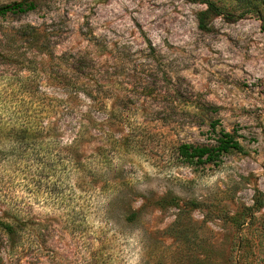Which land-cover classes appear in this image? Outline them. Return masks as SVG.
Here are the masks:
<instances>
[{
	"label": "rangeland",
	"instance_id": "rangeland-1",
	"mask_svg": "<svg viewBox=\"0 0 264 264\" xmlns=\"http://www.w3.org/2000/svg\"><path fill=\"white\" fill-rule=\"evenodd\" d=\"M20 1L34 8L0 16V215L47 228L14 259L0 237V264H264V27L240 14L247 4L211 0L235 19L201 0L0 6ZM77 77L89 98L61 93ZM17 107L58 136L27 150L9 142ZM84 120L90 135L77 147ZM219 129L243 150L215 164L177 159V145L214 144Z\"/></svg>",
	"mask_w": 264,
	"mask_h": 264
},
{
	"label": "trees",
	"instance_id": "trees-1",
	"mask_svg": "<svg viewBox=\"0 0 264 264\" xmlns=\"http://www.w3.org/2000/svg\"><path fill=\"white\" fill-rule=\"evenodd\" d=\"M201 1L206 4L207 11L213 14L223 15L227 19H235L239 17V15L227 11L211 0ZM237 1H244L247 4V6L242 9L240 14L249 12L255 13L257 18L261 21V26L264 27V0ZM33 8L34 4L32 1L14 2L10 5L0 6V16H4L8 12H23L31 10ZM61 93H63L66 98L74 96L78 101L80 100V98L78 97L79 94H82L84 97L88 98L91 96L89 82L87 81V79H81L79 77L72 80L71 89L69 91L61 90ZM66 98L63 99L65 103H67ZM41 107H43V109L40 112L39 121L50 116L51 105L50 103L46 102L43 103ZM67 107L71 110L74 109V107H72L71 105H68ZM17 108L18 109L13 110L10 121L7 123V127L5 130L6 139L9 142L27 150L26 148L30 146L34 147L37 142H41V138H56L58 136L59 130L56 123L52 122L53 124H40L39 127H34L31 124L33 119V115H30L31 111H23L19 107ZM21 115L23 119L20 118ZM76 115H78L80 118H83L81 113L76 112ZM88 135H90L89 124L86 123L85 120L80 121L79 126L74 133V145L78 147L80 141L85 139V137ZM103 135H105L104 132ZM112 141L113 148H116V145L120 146L118 145L120 143L119 139H115ZM16 145H14V147ZM47 146L48 143L44 145V147ZM102 146H98L97 148L101 150L103 149ZM233 150L241 151L243 150V147L240 145L233 133L224 129H219L217 131L214 144L195 145L191 143H181L176 147V154L177 159L181 163L188 166H198L206 163L215 164L217 163V161H219L222 155ZM99 154L101 155V152H99ZM68 161L71 162L74 167H76V169L80 172H83L87 168L86 164L82 163V159L80 158L78 152L77 154L76 152L72 153ZM60 162H63V160H61ZM254 204L257 207L261 205V203H259V201L257 200ZM135 216L136 213L132 211L128 214L127 219L133 220ZM44 228H47L46 224L37 221L31 222L24 217H19L17 213L8 212L5 216L0 215V237L4 236L6 240L10 242V254L12 259L17 258V250L19 249V244H21L22 241H25L28 247L36 245L39 248L42 237L44 236ZM244 242L240 239V250H243V247L245 246ZM203 261L205 264H209L210 258H208V255H205L203 257Z\"/></svg>",
	"mask_w": 264,
	"mask_h": 264
}]
</instances>
